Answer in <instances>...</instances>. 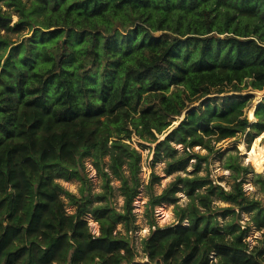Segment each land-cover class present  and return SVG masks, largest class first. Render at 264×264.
<instances>
[{
  "label": "trees",
  "instance_id": "trees-1",
  "mask_svg": "<svg viewBox=\"0 0 264 264\" xmlns=\"http://www.w3.org/2000/svg\"><path fill=\"white\" fill-rule=\"evenodd\" d=\"M0 2L19 17L10 26L0 5V264H264V248L249 250L243 231L198 209L210 208L216 189L264 227V206L240 183L226 191L210 181L200 192L205 176H178L157 198L174 201L183 184L189 224L155 229L148 261L135 262L115 232L120 216L94 207V235L82 217L87 203L68 213L58 182L78 173L83 152L109 154L118 171L137 153L123 136L156 142L182 114L157 142L170 168L189 159L172 141L210 150L211 140L261 133L264 98L251 123L252 96L222 94L264 88V0ZM25 27L33 31L20 41L1 34ZM127 193L130 203L133 188Z\"/></svg>",
  "mask_w": 264,
  "mask_h": 264
},
{
  "label": "rangeland",
  "instance_id": "rangeland-1",
  "mask_svg": "<svg viewBox=\"0 0 264 264\" xmlns=\"http://www.w3.org/2000/svg\"><path fill=\"white\" fill-rule=\"evenodd\" d=\"M0 5L3 11H7L10 15V26L16 25L19 17L14 9L6 6L3 2H0ZM32 31L33 28L30 27L18 30L3 28L1 34L9 36L13 41H20L24 36L30 35ZM156 35L160 36L161 33ZM262 90L243 87L240 91L229 90L222 95H251V105L244 110V113L249 121L254 123L257 121L254 117L258 100L256 92ZM184 116L185 114H182L177 118L166 133L158 134L156 142H149L134 134L130 138L123 136L121 140L135 148L137 153H133L130 158L126 157V162L118 167V171L112 168L109 154H102L96 160L92 153L83 152L78 156V173L58 178V182L64 189L60 192V196L68 213H76L82 202L87 203L82 217L87 220L94 235L100 234V224L93 213L94 207L105 206L116 216H120L116 221L115 232L128 242L135 262L148 261L146 241L155 229L179 222L185 225L189 224L187 208L191 198L187 195L183 184L178 185L174 201H159L157 198L165 189L169 188L178 176H205L207 182L197 190L200 192H206L210 181L226 191L234 190L236 184L240 183L248 198L257 200L264 206V184L257 178L259 174L264 180V159L261 160V168H257L247 155L253 146L255 152L262 155L264 130L254 136L246 132L218 142L211 140L212 149L210 150L202 145L186 149L183 144L172 141L171 144L178 150L176 156L185 155L187 150L189 154L186 156L189 159L184 165L170 168L169 162H172L173 158L167 156L162 150L157 153V142L163 140ZM112 140L113 138L110 139L109 144ZM196 153L201 157H198ZM235 162L245 169L233 167ZM229 164H232V167ZM129 188L134 190L130 203L127 199ZM196 201L198 203V199ZM228 206L234 208L235 211L225 216L223 209ZM198 209L200 213L208 212L207 215L211 213L213 220L218 225L222 226L224 222L228 221L236 226L239 233L243 231V241L248 244L249 250L256 247L264 248V227L256 225L253 220V212L243 210L238 205L224 200L216 193V189L212 194L210 208L199 205Z\"/></svg>",
  "mask_w": 264,
  "mask_h": 264
},
{
  "label": "bare ground",
  "instance_id": "bare-ground-1",
  "mask_svg": "<svg viewBox=\"0 0 264 264\" xmlns=\"http://www.w3.org/2000/svg\"><path fill=\"white\" fill-rule=\"evenodd\" d=\"M247 155L249 156V160L253 162L257 168H261L260 164L261 160L264 159V151L262 152V155H259L255 152V148L253 146Z\"/></svg>",
  "mask_w": 264,
  "mask_h": 264
},
{
  "label": "water",
  "instance_id": "water-1",
  "mask_svg": "<svg viewBox=\"0 0 264 264\" xmlns=\"http://www.w3.org/2000/svg\"><path fill=\"white\" fill-rule=\"evenodd\" d=\"M218 37H220V36H218ZM257 93V95H258V100H257V104L264 98V89L262 90V91H258V92H256ZM257 104H256V106H257ZM255 109H256V107H255ZM255 111V110H254Z\"/></svg>",
  "mask_w": 264,
  "mask_h": 264
}]
</instances>
